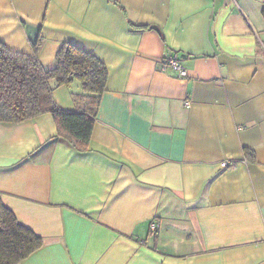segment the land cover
Segmentation results:
<instances>
[{"label":"crops","instance_id":"crops-1","mask_svg":"<svg viewBox=\"0 0 264 264\" xmlns=\"http://www.w3.org/2000/svg\"><path fill=\"white\" fill-rule=\"evenodd\" d=\"M263 3L0 0L9 50L41 39L53 70L71 43L108 69L86 153L49 142V114L0 122V199L44 242L19 264H264Z\"/></svg>","mask_w":264,"mask_h":264},{"label":"trees","instance_id":"trees-1","mask_svg":"<svg viewBox=\"0 0 264 264\" xmlns=\"http://www.w3.org/2000/svg\"><path fill=\"white\" fill-rule=\"evenodd\" d=\"M40 45L41 39L34 44L35 53L25 55L0 42V122L18 124L49 114L57 126V135L49 142H64L78 153H86L107 90L108 69L94 54L65 43L57 54L55 69L46 70L36 54ZM74 82L81 87V92L73 93L76 108L64 110L55 103L53 92L62 86L71 88ZM254 156V151H244L245 159ZM43 244L0 199V264H19Z\"/></svg>","mask_w":264,"mask_h":264},{"label":"built area","instance_id":"built-area-1","mask_svg":"<svg viewBox=\"0 0 264 264\" xmlns=\"http://www.w3.org/2000/svg\"><path fill=\"white\" fill-rule=\"evenodd\" d=\"M166 63L162 65V68H170L176 72H178L179 76L182 78L187 77V71L186 69L181 65L179 58L177 56L170 57L165 60ZM229 163L225 162L224 166L227 167ZM158 229V224L157 223H152L151 224V232H154Z\"/></svg>","mask_w":264,"mask_h":264},{"label":"rangeland","instance_id":"rangeland-1","mask_svg":"<svg viewBox=\"0 0 264 264\" xmlns=\"http://www.w3.org/2000/svg\"><path fill=\"white\" fill-rule=\"evenodd\" d=\"M167 69H170V68H166V70H167ZM163 71H164V70H163ZM77 84H79V83H77Z\"/></svg>","mask_w":264,"mask_h":264}]
</instances>
